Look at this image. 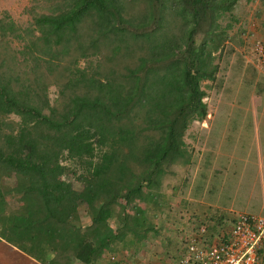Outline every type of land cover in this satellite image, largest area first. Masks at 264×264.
Wrapping results in <instances>:
<instances>
[{
    "label": "trees",
    "instance_id": "16d2710c",
    "mask_svg": "<svg viewBox=\"0 0 264 264\" xmlns=\"http://www.w3.org/2000/svg\"><path fill=\"white\" fill-rule=\"evenodd\" d=\"M237 1L32 0L27 27L0 19L1 240L42 262L54 245L57 264H94L160 235L142 207L167 210L170 178L192 165L206 85L244 45Z\"/></svg>",
    "mask_w": 264,
    "mask_h": 264
},
{
    "label": "crops",
    "instance_id": "0c3cea01",
    "mask_svg": "<svg viewBox=\"0 0 264 264\" xmlns=\"http://www.w3.org/2000/svg\"><path fill=\"white\" fill-rule=\"evenodd\" d=\"M20 1L0 0V19L7 13H14L11 10L20 13L26 5ZM244 1L248 6L240 7L247 11L242 20L244 45L235 48L233 56L237 59L242 57L238 65L244 66V73L239 74L241 82L248 76V70L251 74L252 69L256 71V82L251 86L255 88L256 84L259 87V97H245L230 104L226 113L208 117L209 127L202 126V129L206 130V140L200 157L193 154L191 167L179 180L180 196L172 197L165 211L157 210L149 203L143 205L142 208L148 215L147 223H152L156 230H164L162 235H165L167 230L166 235L169 234V238L165 235L163 239L176 244V249L173 248V253L169 256L168 241L166 245L164 240L161 244L156 243L157 245L150 247L138 245L134 250H141L139 254H142L143 258L146 255L142 261L144 264H165L169 258L177 256L182 242L180 230H186L187 226L191 229L195 227L194 223L204 224L208 230L214 232L213 230H229L231 223L241 213L264 218V103L259 106L261 98L264 97V68L254 53V45L257 42L264 43V0ZM239 24L241 25V21ZM234 71L236 72V68ZM207 120L204 124H207ZM242 123L251 125L238 126ZM209 195L210 200L206 199ZM177 209H181L182 214L177 215ZM117 212L115 209L110 224H115L113 230H122L125 224L118 221ZM79 213L82 225H88L83 216L84 212ZM173 237L176 238L173 240ZM156 248L162 251H157ZM48 249L51 251L49 260L57 250L54 245ZM123 253L131 252L101 251L94 264H136L135 260L128 261V256L123 258ZM48 260L42 262L0 239V264H57ZM74 264L84 263L77 261Z\"/></svg>",
    "mask_w": 264,
    "mask_h": 264
},
{
    "label": "rangeland",
    "instance_id": "374dc122",
    "mask_svg": "<svg viewBox=\"0 0 264 264\" xmlns=\"http://www.w3.org/2000/svg\"><path fill=\"white\" fill-rule=\"evenodd\" d=\"M20 3L21 4L22 3L23 4L26 3V5L24 6V9L21 10L20 13L15 12V10H11V11H14V13H12V14L7 13V16L8 15H11L12 17L15 16L14 18H11V19L17 24V26H21L22 28H25L30 23V15L27 12H25L24 10L32 8V0H26V1L21 0ZM246 6L247 5L245 4L244 0H238L237 4H236V7H235V11L233 12V15L237 19H239L241 21V25L238 24V25L241 26V28H243V26H242V20L244 19V15L243 14H245V12H247L246 10H242L241 8L242 7H246ZM8 17H10V16H8ZM225 21H227V20H225ZM1 23H0V25H1ZM238 25H236L234 27L233 31H235L239 27ZM1 27L2 26H0V28ZM233 31H231V33H233ZM12 47L17 49L19 47V44L14 42V44H12ZM236 59H237V57L235 58L232 55L231 57H229L228 64H227V61L222 59L221 62H220V71H219V73L217 75L218 78H222V80H223L222 83L220 84L219 82L218 83L215 82L213 84L208 83L206 85L208 87L205 88L206 97L203 99V102L207 105V109H208L207 118L211 117L212 115H215V114L226 113L228 111V109H229L228 106H230V104H232V103H236L240 99H243L245 97H246L245 99H249L251 95H255V97H259L258 96V94L260 93V92H258L259 91V87L256 84H254L255 88H253L251 85H248L247 83L241 82L239 80V76H237L236 72L234 71V68H236L238 66L237 63H236ZM255 82H256V80H255ZM203 87H204V85H203ZM55 94H56L55 93V89L54 88H50V90H49L50 99H53L55 97ZM257 99L259 100V98H257ZM263 103H264V97L261 98L259 106L260 105L262 106ZM207 118H206V120H207ZM209 120L210 119L207 120V124H204V122H202V123L194 122V123L191 124V126L189 127V129L187 131L186 142L188 144L189 150L192 151V154H196L198 156V158L200 157L201 150L204 147L203 143L206 140L205 139L206 138L205 137L206 136L205 135L206 132H204L206 130H203L202 126L204 128H206V126L209 127ZM201 124H203V125H201ZM221 125L224 126V125H227V124H221ZM240 125L241 126H248V125H251V124H245V123L238 124V126H240ZM181 174L182 173H179V176H173V177L170 178L171 183L178 185V188H179L178 195L179 196H180V183H179V180L182 178ZM186 179H187V177H186ZM64 180L67 183H69L70 186L76 192L79 193L80 191H82L81 184L77 183L74 180L73 176L66 175L64 177ZM5 195H8V200H9V203H10L11 207H16L17 206L16 205L17 203L15 201L16 199H14V196L11 195V192L5 193ZM210 198H211V195L206 197V199H209V200H210ZM224 200H225V198H224ZM172 207H174V206L172 205ZM80 212H84L83 206H81ZM176 214L177 215L182 214L181 209H177L176 210ZM114 215L115 214L113 213L112 216H114ZM125 225H126V223H125ZM114 226H115V224H114ZM114 226L111 225V228L114 227ZM112 230H113V228H112ZM113 231L117 232V231H121V230H113ZM213 231L216 232L217 230H213ZM163 232H164V230H161V233H160V235L158 237L151 238L149 240H143L138 245L139 246H145V247L148 246V247H150V246H153V245H157L156 243L161 244L163 240H164L163 242L166 245L167 244L166 241H168L169 247L167 249L170 251V253H168L167 255L169 256L170 254L173 253V248L176 249V247H175L176 244L172 243L169 240L163 239V237L166 235L167 230H165V235L164 234L162 235ZM166 237L169 238V234L166 235ZM175 238L176 237H173L172 239L174 240ZM134 249H136V248L135 247L134 248L130 247V248L124 249L126 251L131 252V253H129V254L128 253L127 254L123 253L122 257L126 258L128 256L127 257L128 261L135 260L136 264H144V263H142V261L146 258V255L143 258V256H141L142 254H139V252L141 250L140 251H138V250L135 251ZM151 250L154 251L153 249H151ZM156 250L157 251H162L160 248H156ZM116 251L123 252V250H116ZM136 256H138L139 258H137Z\"/></svg>",
    "mask_w": 264,
    "mask_h": 264
},
{
    "label": "built area",
    "instance_id": "2783aa9c",
    "mask_svg": "<svg viewBox=\"0 0 264 264\" xmlns=\"http://www.w3.org/2000/svg\"><path fill=\"white\" fill-rule=\"evenodd\" d=\"M264 68V43L254 45ZM180 230L178 255L165 264H264V218L238 214L229 230H208L201 223Z\"/></svg>",
    "mask_w": 264,
    "mask_h": 264
}]
</instances>
